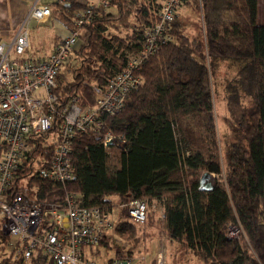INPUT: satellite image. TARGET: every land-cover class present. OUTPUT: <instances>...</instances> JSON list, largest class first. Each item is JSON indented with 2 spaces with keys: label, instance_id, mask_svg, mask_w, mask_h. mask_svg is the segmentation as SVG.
I'll return each instance as SVG.
<instances>
[{
  "label": "trees",
  "instance_id": "16d2710c",
  "mask_svg": "<svg viewBox=\"0 0 264 264\" xmlns=\"http://www.w3.org/2000/svg\"><path fill=\"white\" fill-rule=\"evenodd\" d=\"M163 1L110 0L108 8L94 9L77 52L79 64H66L57 75L60 103L31 157L44 167L49 163L53 146L47 139L62 122V109L71 101L95 103L93 86L127 66L145 28L159 18ZM187 3L201 7V31L187 34L177 13L169 30L173 38L136 69L142 82L118 113L103 115L104 128L121 138L108 151L102 132L76 130L69 149L73 178L62 184L31 176L27 183L36 198L73 193L86 206L154 200L161 212L150 215L147 203L143 223L130 220L125 207L117 209L113 231L139 240L146 235L144 227H152L205 264H264V0L261 16L259 0ZM81 7L70 0L56 2L51 10L70 25ZM222 61L235 71L223 84L231 122L220 140L213 76ZM204 171L211 175L210 190L199 184ZM3 220L0 216V264H55L40 248L26 260L14 255L6 248L10 237L1 228ZM47 220L45 215L43 227ZM232 225L241 229L239 235H229ZM108 245L115 251L112 257L129 253Z\"/></svg>",
  "mask_w": 264,
  "mask_h": 264
},
{
  "label": "built area",
  "instance_id": "2783aa9c",
  "mask_svg": "<svg viewBox=\"0 0 264 264\" xmlns=\"http://www.w3.org/2000/svg\"><path fill=\"white\" fill-rule=\"evenodd\" d=\"M74 1L82 7L76 10L70 25L60 21L67 33L58 37L49 52L34 50L33 56L26 53L30 46L28 19L47 21L52 15L48 4H34L13 39L0 42V216L4 219L1 228L10 237L6 248L14 255L21 254L25 260L40 248L55 264H97L89 254L103 239L109 238L107 235L115 226L112 212L125 207L130 220L143 223L147 215L146 201L136 198L128 203H112L108 208L83 205L79 195L73 193L60 199H40L32 196L28 178L46 176L62 184L71 180L69 149L76 130L102 132V144L108 151L121 138L104 128L103 115H114L123 108L129 93L142 82L136 73L139 64L173 38L169 32L171 23L189 0L161 3L159 18L145 28L141 46L129 53L127 66L104 83L93 86V105L80 106L71 101L69 107L62 109V122L47 139L53 153L44 167L30 153L38 137L52 127L60 103L57 75L66 64H79L77 52L85 27L94 17V9L110 5V0ZM20 171H26V176L21 177ZM45 215L48 220L43 227ZM237 231L232 225L228 233L237 236ZM129 261L127 257H112L104 264H128Z\"/></svg>",
  "mask_w": 264,
  "mask_h": 264
},
{
  "label": "rangeland",
  "instance_id": "374dc122",
  "mask_svg": "<svg viewBox=\"0 0 264 264\" xmlns=\"http://www.w3.org/2000/svg\"><path fill=\"white\" fill-rule=\"evenodd\" d=\"M261 3L259 0V15L261 16ZM202 16L201 7L197 8L191 4H183L178 10V20L183 24L185 32L189 35H198L202 29V23L200 17ZM31 26L33 28L30 34V46L28 47L26 53L30 56L34 55L35 49L46 50L50 47L52 35L47 33V27L51 24H42L38 22L36 18L32 19ZM47 26V27H46ZM40 30V33H39ZM38 34V37L35 36ZM235 68L227 62H220L219 67L214 74V87H213V100H214V112L217 124V132L219 139L221 140L224 133L230 131L229 123L231 119L228 115L225 94L223 91V84L226 80H229L234 74ZM212 176H215L212 174ZM147 203L149 206V214L156 211L160 214L161 207L158 202L147 198ZM122 208V207H120ZM115 209L112 212V218L116 220L119 217V213H116ZM144 230L146 235H143L141 239L132 240L127 238L125 235H119L113 231L109 232V238L105 239L103 244H100L97 248V252L89 254V257L95 259L97 264H104L108 259L115 255L112 245L115 250H127L125 255L122 257H127L130 261L128 264H205L201 262L196 256L192 255L190 252H182L177 246L178 243H171L166 240V238L159 236L158 232L152 227L145 226ZM136 233V232H135ZM241 233V229L238 228L236 232L237 235ZM133 236H135L133 234ZM107 241H109L107 243ZM105 245V246H104ZM181 247V246H180ZM182 248V247H181ZM8 252L5 251V254ZM116 256V255H115ZM122 258L121 256H117Z\"/></svg>",
  "mask_w": 264,
  "mask_h": 264
},
{
  "label": "crops",
  "instance_id": "0c3cea01",
  "mask_svg": "<svg viewBox=\"0 0 264 264\" xmlns=\"http://www.w3.org/2000/svg\"><path fill=\"white\" fill-rule=\"evenodd\" d=\"M68 1L70 0H0V42H8L13 39L17 28L21 22L29 16V12L34 4H48L53 7L56 5V2L64 3ZM32 19L34 18L30 17L27 22L30 34L33 29L31 28L33 27V25L31 26ZM42 24H51L49 27L46 26L48 28L46 32L53 36L50 43L51 45L46 50H35L49 52L58 37L67 33V28L53 15V11L47 21H43ZM35 36L38 37V34ZM107 237L109 236L107 235Z\"/></svg>",
  "mask_w": 264,
  "mask_h": 264
},
{
  "label": "water",
  "instance_id": "95a60500",
  "mask_svg": "<svg viewBox=\"0 0 264 264\" xmlns=\"http://www.w3.org/2000/svg\"><path fill=\"white\" fill-rule=\"evenodd\" d=\"M199 184L202 189L210 190L213 187L211 175L208 171H204L199 179Z\"/></svg>",
  "mask_w": 264,
  "mask_h": 264
}]
</instances>
